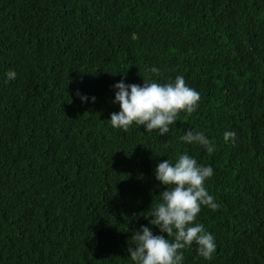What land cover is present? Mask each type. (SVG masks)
<instances>
[{
  "label": "trees",
  "instance_id": "obj_1",
  "mask_svg": "<svg viewBox=\"0 0 264 264\" xmlns=\"http://www.w3.org/2000/svg\"><path fill=\"white\" fill-rule=\"evenodd\" d=\"M178 75L199 106L165 136L111 126L115 84ZM185 153L219 208L196 221L212 258L183 264H264V0H0V264H134V230L167 238L154 170Z\"/></svg>",
  "mask_w": 264,
  "mask_h": 264
},
{
  "label": "clouds",
  "instance_id": "obj_2",
  "mask_svg": "<svg viewBox=\"0 0 264 264\" xmlns=\"http://www.w3.org/2000/svg\"><path fill=\"white\" fill-rule=\"evenodd\" d=\"M151 72L158 73L156 67ZM9 80H14L16 73L9 71ZM117 89L113 103L119 104V112L110 116L113 128L127 132L133 124L144 126L147 132L158 131L165 136L170 131V125L177 122L181 112L188 115L194 113L200 101V93L189 87L182 75L165 83L144 79L143 85L125 84L123 80L114 85ZM76 96L82 101L88 99L79 90ZM95 101V97H92ZM234 131H225V143L235 142ZM188 144L203 146L209 154L215 152V143L203 131L189 130L180 137ZM167 146V145H166ZM214 174L213 168L197 162L187 153L179 155L173 163L166 159L158 163L154 170L156 180L166 186V190L159 194L149 215L153 217L149 224L156 226L160 233L154 234L150 227L141 226L134 230L131 237L135 247H129L130 259L134 264H183L184 250L193 244L197 246V253L206 260L212 258L216 251L213 235L198 223L197 217L206 206L216 211L219 205L205 187V182Z\"/></svg>",
  "mask_w": 264,
  "mask_h": 264
}]
</instances>
